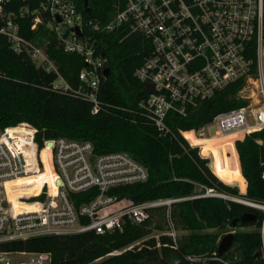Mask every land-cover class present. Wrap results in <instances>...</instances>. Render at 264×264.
<instances>
[{
    "label": "built area",
    "instance_id": "1",
    "mask_svg": "<svg viewBox=\"0 0 264 264\" xmlns=\"http://www.w3.org/2000/svg\"><path fill=\"white\" fill-rule=\"evenodd\" d=\"M22 1L14 8V0H0V49L5 40L14 51L27 53L37 66L57 73L53 85L66 91L68 85L46 51L50 40L46 36L31 39L20 32L25 17H30L31 29L45 25L66 51L83 56L81 83L72 92L90 102L93 113L106 106L99 93L108 67V55L97 47L94 33L120 30L140 33L151 42L152 49L135 74L143 84L152 85V91L144 87L146 96L137 107L161 133H172L166 122L169 112L186 116L202 101L235 84L241 105L181 133L185 137L186 131H194L199 137H214L216 144L231 140L236 146L237 140L264 129V0H121L105 23L85 19L76 0ZM211 125L216 133L207 135ZM36 132L27 122L0 130V247L46 235L121 230L126 221L140 223L163 208V233L178 248L172 209L186 198L134 202L111 193L148 179V168L141 161L122 150L96 153L89 140L58 137L40 143ZM185 139L199 147L200 156L212 159L211 151L202 154L201 144ZM44 149L54 170L53 180L45 176ZM21 178L31 179L19 182ZM202 195L227 197L208 190ZM80 196L88 199L77 202ZM236 200L264 209L263 204L243 197ZM0 264H53V257L46 251L0 248Z\"/></svg>",
    "mask_w": 264,
    "mask_h": 264
},
{
    "label": "trees",
    "instance_id": "2",
    "mask_svg": "<svg viewBox=\"0 0 264 264\" xmlns=\"http://www.w3.org/2000/svg\"><path fill=\"white\" fill-rule=\"evenodd\" d=\"M22 3V0H14L13 7ZM120 3L121 0H88L89 11H85L84 0H76L85 19L99 23L108 22ZM20 22L22 35L31 39L46 36L50 40L46 51L68 89L54 87L57 73L37 66L27 53L14 51L3 40L0 130L27 122L36 127L35 138L40 143L44 139L66 137L91 141L96 153L128 151L148 168L149 177L144 182L114 188L111 193L134 202L186 198L173 204L172 217L176 226L189 232L178 238V248H175L172 238L163 233L165 210L158 208L140 223L126 221L121 230L46 235L6 243L1 249L50 252L53 264H173L172 259L175 264H264V210L231 198L202 195L214 189L264 204V129L236 141V162L222 157L219 150L222 144L206 146L194 131H186L184 135L191 144L202 145V154L213 153L210 165L215 173L209 167V159L200 156L199 147L191 146L181 133V130L200 128L211 122L222 110L241 105L242 101L235 95L236 84L202 101L186 116L169 112L166 122L172 133L163 134L137 107L146 93L135 71L152 49L149 39L140 33L127 34L120 30L94 33L97 47L108 55L109 74L102 78L99 93L106 106L93 113L91 103L72 92L81 83L79 72L85 66L83 56L66 51L45 25L31 29L30 17ZM86 32L92 34L89 29ZM15 131L31 133L26 128ZM42 155L45 176L53 180L48 150L44 149ZM30 179L22 178L20 182ZM226 182L238 183L245 192ZM198 186L201 192L197 191ZM87 199L80 196L77 202ZM114 208L115 205L110 209ZM246 212L254 213L255 220L242 221L240 216ZM236 227L249 228L235 230L231 247L219 255L217 249L224 231ZM154 228L162 230L158 238L151 235ZM186 255L200 259H189Z\"/></svg>",
    "mask_w": 264,
    "mask_h": 264
},
{
    "label": "rangeland",
    "instance_id": "3",
    "mask_svg": "<svg viewBox=\"0 0 264 264\" xmlns=\"http://www.w3.org/2000/svg\"><path fill=\"white\" fill-rule=\"evenodd\" d=\"M216 133V126L215 125H211V126H209L208 128H207V135H214ZM231 140H224V141H222L221 142V140H218L217 142L218 143H221L222 144V147H220L219 148V150H220V153H221V155H222V157L224 158V156H225V158H229V160H231V161H233V162H236L237 161V156H238V153H237V149H236V146H234V144L232 143V142H230ZM218 145V144H217ZM229 147H231V149H230V151H228V154H227V152H226V149H228ZM200 150V149H199ZM122 151H124V150H122ZM128 152V151H127ZM225 154V155H224ZM209 159V158H208ZM211 162H212V159L210 158L209 159V162H208V164H209V167L211 168V170L213 171V169H212V167H211ZM232 167H234L233 165H232ZM214 172V171H213ZM215 173V172H214ZM219 177V176H218ZM220 178V177H219ZM221 179V178H220ZM226 183H228V184H231V185H237L239 188H240V186L238 185V183H234V182H232V183H229V182H226ZM246 189V188H245ZM240 190H241V192L242 193H244L245 192V190H242L241 188H240ZM197 191L198 192H201V186H198V189H197ZM208 191H211V192H213V193H217V194H224V193H220V192H218V191H215L214 189L212 190V189H208ZM207 193V191L205 192V193H203V194H206ZM224 195H226L227 197H225V198H233V199H236V198H240V197H237V196H229V195H227V194H224ZM264 205V204H263ZM264 210V209H263ZM154 212H152V214H153ZM152 214H151V216H152ZM154 217L156 218V219H158V218H160L159 216H157V215H154ZM162 223H164L163 221H162ZM164 228H165V225H164ZM246 228H249V227H236V228H230V229H227L226 231H224V233H223V235H222V238L227 234V233H229V232H234L235 230H244V229H246ZM177 231H178V238H180L181 236H184V235H186L189 231L187 230V229H183V228H180V225H177ZM209 231H214L213 229H209ZM161 232H162V230H160V229H158V228H154L153 230H152V232H151V235H153V236H155L156 238H158L159 237V235L161 234ZM222 238H221V240H222ZM173 264H175V259H172V261H171Z\"/></svg>",
    "mask_w": 264,
    "mask_h": 264
},
{
    "label": "water",
    "instance_id": "4",
    "mask_svg": "<svg viewBox=\"0 0 264 264\" xmlns=\"http://www.w3.org/2000/svg\"><path fill=\"white\" fill-rule=\"evenodd\" d=\"M84 8H85V11H89L88 0H84ZM75 30L79 34H81L80 31H79V29H78V27H76ZM108 74H109V68L107 67V68L104 69V75L107 76ZM144 87H145V90L147 92H151L152 91V85H150L149 83H144ZM219 196H221V195H219ZM222 197H224V196H222ZM233 200H236V199H233ZM248 205H250V204H248ZM255 218H256V216L252 212H246V213H244L243 215L240 216V219L242 221H251V220H255ZM237 220H238V218L234 219L233 224H235ZM263 232H264V225H263ZM233 240H234V233L233 232L227 233L222 238V240L219 243V246H218V249H217L218 254L221 255L225 251H227L228 248L231 247V245L233 243Z\"/></svg>",
    "mask_w": 264,
    "mask_h": 264
},
{
    "label": "bare ground",
    "instance_id": "5",
    "mask_svg": "<svg viewBox=\"0 0 264 264\" xmlns=\"http://www.w3.org/2000/svg\"><path fill=\"white\" fill-rule=\"evenodd\" d=\"M200 138L203 141V144H205L206 146H210V147H216L217 146L216 142L214 141L215 140L214 137H200ZM21 180H22V178L19 179V182Z\"/></svg>",
    "mask_w": 264,
    "mask_h": 264
},
{
    "label": "crops",
    "instance_id": "6",
    "mask_svg": "<svg viewBox=\"0 0 264 264\" xmlns=\"http://www.w3.org/2000/svg\"><path fill=\"white\" fill-rule=\"evenodd\" d=\"M239 164H240V162H239ZM241 169V168H240ZM242 173V172H241Z\"/></svg>",
    "mask_w": 264,
    "mask_h": 264
}]
</instances>
